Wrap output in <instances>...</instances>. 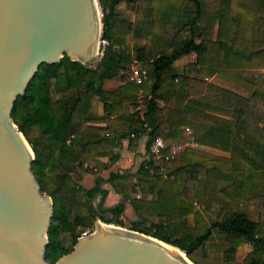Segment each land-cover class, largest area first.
<instances>
[{"label":"trees","instance_id":"obj_1","mask_svg":"<svg viewBox=\"0 0 264 264\" xmlns=\"http://www.w3.org/2000/svg\"><path fill=\"white\" fill-rule=\"evenodd\" d=\"M99 1L109 43L97 66L68 55L42 63L11 110L35 154L32 171L54 204L46 259L56 264L72 252L98 219L124 225L125 202L104 205L107 182L138 216L130 229L185 250L195 264H208L214 250L224 252L223 264H264V75L246 78L264 70V0ZM122 1L136 5L133 21L117 12ZM183 58L180 72L175 62ZM136 65L147 71L142 83L133 80ZM204 68L251 95L202 78ZM107 80L120 84L108 89ZM140 94L143 105L132 110ZM96 99L102 116L92 111ZM143 135L146 158L137 169L101 175L120 159L114 150L125 139L131 149ZM158 138L168 145L155 155L150 145ZM181 142L208 150L188 146L177 165ZM72 165L96 174L95 184H79ZM252 206L257 221L248 215ZM244 245L252 249L239 260Z\"/></svg>","mask_w":264,"mask_h":264},{"label":"water","instance_id":"obj_2","mask_svg":"<svg viewBox=\"0 0 264 264\" xmlns=\"http://www.w3.org/2000/svg\"><path fill=\"white\" fill-rule=\"evenodd\" d=\"M103 15L99 0H0V264H52L45 250L53 200L32 171L35 154L11 110L42 63L94 59ZM183 251L98 219L56 264H195Z\"/></svg>","mask_w":264,"mask_h":264},{"label":"rangeland","instance_id":"obj_3","mask_svg":"<svg viewBox=\"0 0 264 264\" xmlns=\"http://www.w3.org/2000/svg\"><path fill=\"white\" fill-rule=\"evenodd\" d=\"M116 10L121 15V17L126 19V20L133 21L135 19V16H136V5L134 3H130L128 1H122L116 7ZM97 43H99V39H98ZM97 43H96V47L98 46ZM130 46L132 47V44H130ZM97 49H98V47H97ZM101 56H102L101 51H99V49H98L97 50V54L94 57V59L91 62H87V64H89V65H91L93 67L97 66V63L99 62ZM185 63H186V59H184V58L176 61L175 62V69L177 71L183 72V66L185 65ZM137 67H140V66L137 65ZM263 75H264V70L263 69L250 70L246 74V78L248 80L252 81V82H256V81L260 80L263 77ZM200 76L202 78H205L208 81L216 83V84H218V85H220L222 87H225L227 89H230L232 91H235V92H237L239 94H242V95H245V96H250L251 93H252V91L250 89H248V88H246V87H244L242 85L236 84V83H234L232 81L226 80V79L218 76L216 71H212V70H210L208 68H204L201 71ZM115 85H117V84H112L111 86H109L108 89L116 88L117 86H115ZM189 103L192 106H195V107H198V108H202V109H206L208 111H213V112H215L216 114H219V115L221 114V115H224V116H231L230 113H228L227 111H223V110H221L219 108L212 107V106H207V105H204V104L201 105L200 103H198L197 101H194V100H190ZM135 107H136V103H134L132 105L131 109L134 110ZM186 148H187V146H186ZM186 148L180 149L179 153H177L175 155V163L177 165L181 164V155H180V153L182 151H184ZM199 148H203V149H207L208 150V148H205V147H202V146H199ZM116 150H114L115 153H116ZM212 151L215 152L214 150H212ZM120 156H121V154H120ZM144 159L142 160L140 158V159H137V161L133 160V163L131 162V164L125 163V165L120 167V168H118V170L119 169H121V170H125V169H133V170H135V169H137L140 166L141 161L143 162ZM103 160L107 161L108 157H103ZM115 164L116 163H114L111 166L110 169L104 170L101 173V175H103L106 178L109 177L110 172L116 170V168L114 167ZM70 171H71V174L73 175L74 179L79 184H81L82 186L91 187V186H93L95 184V180L97 178L96 174L88 173V172H86L84 170V168L79 167L78 165H72L71 168H70ZM103 187H109L110 189L114 190L112 188V186L110 185V183H107V182L103 183ZM118 195L120 196V198L123 197L120 194H118ZM108 196L109 195H107L106 199H105V204H104L105 207H108L111 204H116V203L119 202L118 198H115V200H110ZM122 201L125 202V204H126V208H125L124 214L122 215V221H123L124 225L123 226L119 225V226H122L124 228L130 229L131 223L134 222V221H137L138 220V216L135 213V211L132 208L131 203L129 201H126L123 198H122ZM194 205L197 208H201L200 204L198 202H195ZM248 215H249L251 220L257 221L259 219V211L254 206L250 207ZM189 222H192V217H190ZM145 224L149 227L151 222H145ZM94 231H95V227H94V230L92 232L85 233L83 236L92 234V233H94ZM65 243L66 244L70 243L69 239H67ZM251 249H252L251 245L242 246L237 252V258L239 260H242ZM224 259H225V254L222 251H215L214 250V251L208 252L207 256H206V260H207L208 264H223Z\"/></svg>","mask_w":264,"mask_h":264},{"label":"crops","instance_id":"obj_4","mask_svg":"<svg viewBox=\"0 0 264 264\" xmlns=\"http://www.w3.org/2000/svg\"><path fill=\"white\" fill-rule=\"evenodd\" d=\"M112 84H117L115 86H118L120 83L117 82V81H113V80H107L104 83V87L105 88H109V86H111ZM92 111L97 116H102L104 114L103 103L100 100H98V99L94 100ZM163 142H164L165 146L168 145L167 141L163 140ZM186 146L187 147L188 146L199 147L196 144H190V143H186V142H181L180 149H184V148H186ZM146 147H147V136L146 135H143L139 139L137 145L134 148H131V149L128 148V139H125L123 141V146L121 148H116L117 150L115 149L116 153H120L121 154L120 159L116 162V164L114 166L116 168L115 171H118V168L124 166L125 163L131 164V162L133 163V160L137 161V159H140V158L143 160L146 157ZM141 163H142V161H141ZM119 170H121V169H119ZM105 188L109 189V193H108L109 196L108 197H109L110 200H115V198H118L119 202L122 201L123 197L120 198L118 193H116L114 190L110 189L109 187H105ZM114 205L115 204H111L109 206H114Z\"/></svg>","mask_w":264,"mask_h":264},{"label":"built area","instance_id":"obj_5","mask_svg":"<svg viewBox=\"0 0 264 264\" xmlns=\"http://www.w3.org/2000/svg\"><path fill=\"white\" fill-rule=\"evenodd\" d=\"M109 41L105 38H100L99 40V51H101V54L104 53V50L106 46L108 45ZM147 77V71L141 67L134 66L133 67V80H135L137 83H142L143 80ZM143 105V95L140 94L135 110H140ZM135 134H132L134 136ZM166 147L164 145V142L162 139L158 138L154 140L151 145H150V152L155 154V155H160L162 149ZM157 164V162H156Z\"/></svg>","mask_w":264,"mask_h":264},{"label":"bare ground","instance_id":"obj_6","mask_svg":"<svg viewBox=\"0 0 264 264\" xmlns=\"http://www.w3.org/2000/svg\"><path fill=\"white\" fill-rule=\"evenodd\" d=\"M98 44V43H97ZM98 47V46H97ZM97 47H95V49H94V51H93V55L94 56H96V54H97ZM31 150V149H30ZM181 254V256L185 259V260H187V261H191V259L185 254V252L183 251V252H180ZM192 262V261H191Z\"/></svg>","mask_w":264,"mask_h":264}]
</instances>
